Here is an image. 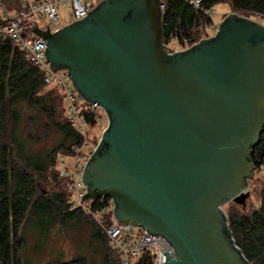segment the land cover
Returning a JSON list of instances; mask_svg holds the SVG:
<instances>
[{
    "label": "water",
    "instance_id": "95a60500",
    "mask_svg": "<svg viewBox=\"0 0 264 264\" xmlns=\"http://www.w3.org/2000/svg\"><path fill=\"white\" fill-rule=\"evenodd\" d=\"M161 0H102L46 41L53 72L101 106L107 126L82 173L122 226L163 235L164 264H245L222 206H243L264 125V23L230 12L214 35L169 52Z\"/></svg>",
    "mask_w": 264,
    "mask_h": 264
},
{
    "label": "trees",
    "instance_id": "16d2710c",
    "mask_svg": "<svg viewBox=\"0 0 264 264\" xmlns=\"http://www.w3.org/2000/svg\"><path fill=\"white\" fill-rule=\"evenodd\" d=\"M223 2L233 12L264 16V0H202L201 6L207 9ZM0 7L6 12L20 10L22 0H0ZM205 18L204 11L193 8L189 0H164V42L180 35L178 32L189 42L196 40V35L202 38V29L197 28ZM44 87L43 71L27 60L11 39L0 38V264H39L27 255V240L35 235L31 251H44L49 232L55 228L67 235L83 230L91 248L89 254L77 253L68 262L62 261L60 253L46 264H120L93 218L81 208L69 209L64 185L51 191L39 186L47 183L57 154L70 153L72 146L82 141L62 116L57 89L45 91ZM87 120L93 123V115ZM39 129L55 133L51 146H31L32 138H41ZM250 158L253 169L264 170V125L258 142L251 146ZM52 173L58 179L54 170ZM225 214V232L238 246L243 262L264 264V189L258 208L229 207ZM140 264H149L148 259Z\"/></svg>",
    "mask_w": 264,
    "mask_h": 264
},
{
    "label": "built area",
    "instance_id": "2783aa9c",
    "mask_svg": "<svg viewBox=\"0 0 264 264\" xmlns=\"http://www.w3.org/2000/svg\"><path fill=\"white\" fill-rule=\"evenodd\" d=\"M100 1L102 0H22V8L18 12L3 13L0 38L11 39L24 52L25 58L43 71L45 85L55 83L69 110L68 122L82 137L79 144L72 146L70 153L58 154L55 163L58 176L67 182L69 209L81 208L93 218L105 234L108 245L119 257L120 264H140L145 257L149 264H164L165 252H171L177 257L172 244L163 235L147 232L139 226L119 225L113 216L111 197L99 196L96 200L89 199L80 204L87 191L82 180L84 165L98 144L97 142L93 149H86V127L92 124L87 120V116H90L95 108H99L104 114L105 111L101 106H96L97 104L88 103L78 94L67 69L52 71L49 62H44L46 57L43 49L46 47V41L30 28L33 22L40 29L49 26L50 31L54 32L62 27L60 7L69 10V24L85 17ZM161 1L164 11V0ZM201 2L202 0H189L193 8L204 11L205 14L212 10L213 6L203 9ZM41 18L44 19L42 24L39 22Z\"/></svg>",
    "mask_w": 264,
    "mask_h": 264
},
{
    "label": "rangeland",
    "instance_id": "374dc122",
    "mask_svg": "<svg viewBox=\"0 0 264 264\" xmlns=\"http://www.w3.org/2000/svg\"><path fill=\"white\" fill-rule=\"evenodd\" d=\"M19 10H14V11H7V13H14L18 12ZM6 12L3 10V8L0 7V14L1 17L3 16V13ZM230 12H233L232 8L228 3H219L216 4L212 7V10H210L207 14L206 17L200 24L199 28L197 29H202V38H206L209 36H212L216 32V28L219 24V22L224 18V16ZM240 15L248 16L254 19H257L261 22L264 23V16L260 17L257 14H250L246 12H236ZM59 16H60V23L61 26L66 25L69 21V10L66 7H60L59 8ZM44 21L43 18L40 19V24H42ZM195 33L193 30L191 31ZM177 34H180L178 36H171L169 38H166L165 44L167 45L168 51H177V50H182L185 49L192 44L198 42L201 40V36L196 35V40H193V42H189L186 38L185 35L181 34L178 32ZM56 88V94L58 98L61 97V104L60 108L62 110V116L63 118L69 117V110L67 108L66 103L64 102L62 95L60 93V90L58 87L55 85L54 82L48 83L45 85V91H48L52 88ZM40 94H43L42 92ZM60 95V96H59ZM27 111H30L27 109ZM93 115V123L87 125V130L85 134V139L87 142L86 149H93V147L96 145L98 142L100 135L104 128L107 126V117L104 114L103 111H101L99 108H95V110L92 112ZM38 135L41 137L40 140H34L32 138L31 140V146L35 148H41V147H49L53 144L54 138H55V133L51 134L48 133V131L44 129H39L38 130ZM63 153V152H61ZM58 153V154H61ZM57 154V156H58ZM56 156V160H57ZM56 163V162H55ZM56 172L57 178L54 176L52 173ZM58 181L60 183H58ZM247 190H248V196L245 200V205L244 208L241 204L236 203L234 201H228L226 202L222 208L226 212V210L229 207H238L239 210H252L255 208H258L260 205V196L261 192L264 189V170L263 168L260 169H253V174L251 178L248 179L247 181ZM64 185L63 188L67 190V182L60 178L58 176L57 172V165H54L53 169L49 170L48 173V178H47V183L42 182L39 184V186H42L43 188L47 189L48 191H51L54 188H61ZM35 235L29 237L27 240V255H30L29 257L39 263V264H46L48 261H52L53 258L56 259L60 253L63 254L62 256V261L63 262H68L70 259H72L75 255L80 254L81 252H85L89 254L90 252V245L88 244L87 238L85 237L83 230H78L77 232L73 233L72 235H67L65 232L60 231L59 229L55 228L54 230H51L48 235V243H47V248L44 251H31L32 247V242L35 240ZM108 246V244H107ZM109 247V246H108ZM112 251V250H111ZM30 252H33L30 254Z\"/></svg>",
    "mask_w": 264,
    "mask_h": 264
},
{
    "label": "crops",
    "instance_id": "0c3cea01",
    "mask_svg": "<svg viewBox=\"0 0 264 264\" xmlns=\"http://www.w3.org/2000/svg\"><path fill=\"white\" fill-rule=\"evenodd\" d=\"M257 20V19H256ZM257 21H259V20H257ZM259 22H261V21H259ZM263 23V22H262ZM109 246V245H108ZM110 249V248H109ZM110 251H111V249H110ZM112 253H114L113 251H111Z\"/></svg>",
    "mask_w": 264,
    "mask_h": 264
}]
</instances>
